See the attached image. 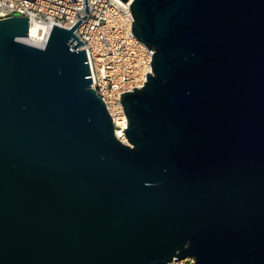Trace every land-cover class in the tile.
I'll return each mask as SVG.
<instances>
[{"label":"water","instance_id":"95a60500","mask_svg":"<svg viewBox=\"0 0 264 264\" xmlns=\"http://www.w3.org/2000/svg\"><path fill=\"white\" fill-rule=\"evenodd\" d=\"M123 1L155 50L128 143L81 20L0 18V264H264V0Z\"/></svg>","mask_w":264,"mask_h":264},{"label":"built area","instance_id":"2783aa9c","mask_svg":"<svg viewBox=\"0 0 264 264\" xmlns=\"http://www.w3.org/2000/svg\"><path fill=\"white\" fill-rule=\"evenodd\" d=\"M0 0V18L22 15L37 26V47L44 48L54 25L72 28L79 20L75 35L84 43L92 77L91 86L103 99L117 127V119L126 116L121 93L141 88L152 73V52L132 32L134 17L131 3L123 0ZM177 259V258H176ZM166 264H195L186 257Z\"/></svg>","mask_w":264,"mask_h":264},{"label":"bare ground","instance_id":"6f19581e","mask_svg":"<svg viewBox=\"0 0 264 264\" xmlns=\"http://www.w3.org/2000/svg\"><path fill=\"white\" fill-rule=\"evenodd\" d=\"M38 39H39V34L37 32V26L35 24H31L29 35L26 38H22L20 40L25 43L36 46ZM127 122L128 121L126 116L117 119L116 135L122 142H128L125 132L123 131L127 127Z\"/></svg>","mask_w":264,"mask_h":264},{"label":"rangeland","instance_id":"374dc122","mask_svg":"<svg viewBox=\"0 0 264 264\" xmlns=\"http://www.w3.org/2000/svg\"><path fill=\"white\" fill-rule=\"evenodd\" d=\"M125 143H128V142H125Z\"/></svg>","mask_w":264,"mask_h":264}]
</instances>
